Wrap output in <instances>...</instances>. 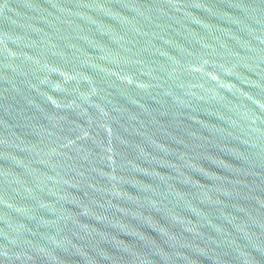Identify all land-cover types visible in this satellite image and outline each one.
Listing matches in <instances>:
<instances>
[{
	"label": "water",
	"instance_id": "water-1",
	"mask_svg": "<svg viewBox=\"0 0 264 264\" xmlns=\"http://www.w3.org/2000/svg\"><path fill=\"white\" fill-rule=\"evenodd\" d=\"M0 264H264V0H0Z\"/></svg>",
	"mask_w": 264,
	"mask_h": 264
}]
</instances>
